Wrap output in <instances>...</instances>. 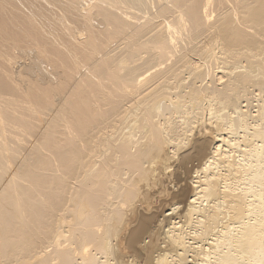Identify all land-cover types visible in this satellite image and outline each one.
Masks as SVG:
<instances>
[{
    "label": "bare ground",
    "instance_id": "obj_1",
    "mask_svg": "<svg viewBox=\"0 0 264 264\" xmlns=\"http://www.w3.org/2000/svg\"><path fill=\"white\" fill-rule=\"evenodd\" d=\"M0 264H264V0H0Z\"/></svg>",
    "mask_w": 264,
    "mask_h": 264
},
{
    "label": "rangeland",
    "instance_id": "obj_2",
    "mask_svg": "<svg viewBox=\"0 0 264 264\" xmlns=\"http://www.w3.org/2000/svg\"><path fill=\"white\" fill-rule=\"evenodd\" d=\"M13 52H14V49H13ZM13 52H12L13 56L16 55L17 53H18L19 56H21V57L24 55V54H23V55H22V54L20 55L19 51L17 52V50H16V53L14 52L15 54H14ZM19 56H18V58H20ZM24 56H26V55H24ZM30 56H32V55L30 54ZM15 57H17V56H15ZM16 59H17V58H16ZM252 105H255V104L253 103ZM252 111H255V110L253 109ZM156 218H157V219H156L155 221H157L158 219H160V216H158V217H156Z\"/></svg>",
    "mask_w": 264,
    "mask_h": 264
}]
</instances>
